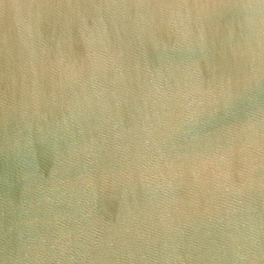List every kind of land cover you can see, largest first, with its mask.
Returning a JSON list of instances; mask_svg holds the SVG:
<instances>
[{
	"label": "water",
	"instance_id": "water-1",
	"mask_svg": "<svg viewBox=\"0 0 264 264\" xmlns=\"http://www.w3.org/2000/svg\"><path fill=\"white\" fill-rule=\"evenodd\" d=\"M0 264H264V0H0Z\"/></svg>",
	"mask_w": 264,
	"mask_h": 264
}]
</instances>
